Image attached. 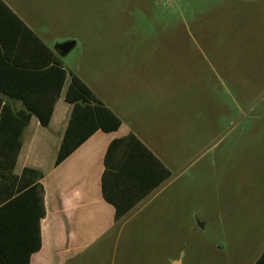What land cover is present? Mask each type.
<instances>
[{"label": "crops", "instance_id": "0c3cea01", "mask_svg": "<svg viewBox=\"0 0 264 264\" xmlns=\"http://www.w3.org/2000/svg\"><path fill=\"white\" fill-rule=\"evenodd\" d=\"M0 1L45 46L28 34L16 39L12 33L3 34L0 44V86L10 92L0 94V260L65 264L113 228L119 230L111 242L115 249L152 244L136 238L134 230L143 228L148 214L164 217L160 204H154L173 183L175 168L198 148L197 116L181 117L175 99L180 91L191 92L196 68L175 61L174 49H164L168 57L160 59L150 48L139 51V57L93 65L92 77L85 69L82 75L73 72L120 125L112 132L95 131L55 166L71 111L63 100L68 78L45 127L21 99L33 107L45 102L47 109L53 91L42 72L55 57L69 71L61 61L67 54L60 56L48 39H60L56 44L71 39L63 14L75 0ZM77 23L82 33L98 34L100 19L79 15ZM30 84L36 91L25 92ZM115 207L123 213L116 222ZM167 222L174 224L175 218L170 215Z\"/></svg>", "mask_w": 264, "mask_h": 264}, {"label": "rangeland", "instance_id": "374dc122", "mask_svg": "<svg viewBox=\"0 0 264 264\" xmlns=\"http://www.w3.org/2000/svg\"><path fill=\"white\" fill-rule=\"evenodd\" d=\"M65 9L76 44L61 61L72 73L92 77L93 65L154 48L160 59L174 49L198 75L175 97L181 117L197 116L198 148L154 204L164 217L148 214L134 230L154 244L115 249L113 228L65 264H253L264 249V0H75ZM79 15L100 19L96 36L78 29Z\"/></svg>", "mask_w": 264, "mask_h": 264}, {"label": "trees", "instance_id": "16d2710c", "mask_svg": "<svg viewBox=\"0 0 264 264\" xmlns=\"http://www.w3.org/2000/svg\"><path fill=\"white\" fill-rule=\"evenodd\" d=\"M11 21H14V23L18 25L16 27H18L19 32L14 29V24H12ZM9 33L14 34L16 39L19 36L21 38L22 35L28 34L32 41L36 42L45 49V46L31 33V31H29L0 1L1 45L3 44L2 35H9ZM24 73L27 75H34L31 71H26ZM36 75L39 74L37 73ZM45 78L50 82V86L53 91L52 101H48L47 109H45V102L36 103V107H33V103H29L23 98L21 99V102L27 111L39 115L38 120L41 126H47L51 114V104H53V102H55V100L61 95L66 79L68 78V84L63 92V100L65 103L71 105V111L67 127L63 134L54 162L55 166L61 163L71 152H73V150H75L80 144L89 138L95 131L101 130L103 132H112L118 129L120 121L102 105V103L93 95L90 89L76 75L70 71L62 69L56 57L52 66L48 67L46 72H42L41 79ZM23 90L25 92H34L36 91V88L33 86V84H30L25 86ZM38 92L43 93L44 91ZM0 94L8 95L10 92H8L5 87L0 86ZM40 106H42L43 109H41ZM27 172H30V170H24V173ZM166 174L168 177L167 171ZM103 196L106 199L104 190ZM121 216H123V213L119 212L118 208L115 207V222ZM38 248L39 241L36 250ZM0 264H28V261L26 260L19 263L0 260ZM253 264H264V249L262 250L260 256L253 262Z\"/></svg>", "mask_w": 264, "mask_h": 264}, {"label": "water", "instance_id": "95a60500", "mask_svg": "<svg viewBox=\"0 0 264 264\" xmlns=\"http://www.w3.org/2000/svg\"><path fill=\"white\" fill-rule=\"evenodd\" d=\"M74 41L68 40L64 42H60L56 44L53 49L60 55V56H65L68 54L71 49L74 47Z\"/></svg>", "mask_w": 264, "mask_h": 264}]
</instances>
